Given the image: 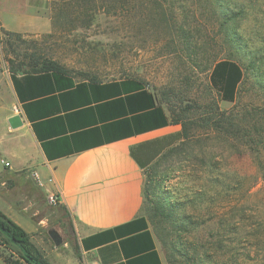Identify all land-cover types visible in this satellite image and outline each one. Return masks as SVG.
Returning a JSON list of instances; mask_svg holds the SVG:
<instances>
[{
	"label": "rangeland",
	"instance_id": "1",
	"mask_svg": "<svg viewBox=\"0 0 264 264\" xmlns=\"http://www.w3.org/2000/svg\"><path fill=\"white\" fill-rule=\"evenodd\" d=\"M47 3L51 32L24 36L40 53L80 79H141L182 119L188 137L147 173L145 214L162 250L185 264H264V0ZM9 41L0 29V72L15 57ZM221 60L245 73L234 103L210 83ZM35 214L30 241L51 264L74 244L71 220L46 198Z\"/></svg>",
	"mask_w": 264,
	"mask_h": 264
},
{
	"label": "crops",
	"instance_id": "2",
	"mask_svg": "<svg viewBox=\"0 0 264 264\" xmlns=\"http://www.w3.org/2000/svg\"><path fill=\"white\" fill-rule=\"evenodd\" d=\"M48 1L0 0V29L50 33ZM15 116L23 126L12 129ZM183 141V124L141 79L13 76L6 67L0 72V211L31 236L38 203L59 194L74 244L51 264H185L162 250L145 214L147 173ZM0 264H7L4 257Z\"/></svg>",
	"mask_w": 264,
	"mask_h": 264
},
{
	"label": "trees",
	"instance_id": "3",
	"mask_svg": "<svg viewBox=\"0 0 264 264\" xmlns=\"http://www.w3.org/2000/svg\"><path fill=\"white\" fill-rule=\"evenodd\" d=\"M6 34L14 42V44H12L11 41L7 43L9 49L15 55L13 59H8L9 71L13 76L43 74L49 72L68 73L56 61L40 53L39 41L27 40L25 39L24 35L20 34ZM16 48H24V50L16 52ZM244 77V70L237 62L232 60H221L217 62L212 69L210 83L212 88L219 95L221 101L234 103L237 99L238 92L241 84L243 83ZM85 80L92 82L100 81L96 78ZM172 113L175 120L182 123V119L180 117L178 118L174 112ZM183 128L184 139H186L188 136L184 124ZM0 246H5L15 251L21 260H23L26 264L32 263L27 260L25 254L31 256L41 264H50L44 258H42L39 253L36 252L33 244L30 241V236L1 211ZM0 256L4 257L7 264H21L19 261H12L8 257H5L4 254L0 253Z\"/></svg>",
	"mask_w": 264,
	"mask_h": 264
},
{
	"label": "water",
	"instance_id": "4",
	"mask_svg": "<svg viewBox=\"0 0 264 264\" xmlns=\"http://www.w3.org/2000/svg\"><path fill=\"white\" fill-rule=\"evenodd\" d=\"M9 124L12 129H17L23 126L22 118L20 116H15L9 120ZM49 237L54 242L56 247H59L63 244V237L60 235V233L56 229H50L48 231ZM25 253V252H24ZM26 255V258L29 262L32 264H41L39 261L35 260L31 256Z\"/></svg>",
	"mask_w": 264,
	"mask_h": 264
},
{
	"label": "built area",
	"instance_id": "5",
	"mask_svg": "<svg viewBox=\"0 0 264 264\" xmlns=\"http://www.w3.org/2000/svg\"><path fill=\"white\" fill-rule=\"evenodd\" d=\"M6 165L9 166V164H6ZM33 179L37 183V185L41 186V182L36 174L33 175ZM46 200H47V203L52 207H59L61 204V198L59 194L57 193H49L47 195Z\"/></svg>",
	"mask_w": 264,
	"mask_h": 264
}]
</instances>
